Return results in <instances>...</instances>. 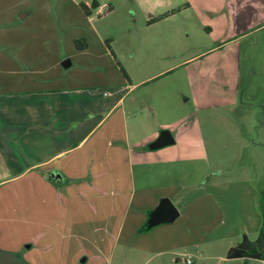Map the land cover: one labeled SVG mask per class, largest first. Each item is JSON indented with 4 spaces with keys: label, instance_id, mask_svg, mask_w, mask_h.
Instances as JSON below:
<instances>
[{
    "label": "rangeland",
    "instance_id": "rangeland-1",
    "mask_svg": "<svg viewBox=\"0 0 264 264\" xmlns=\"http://www.w3.org/2000/svg\"><path fill=\"white\" fill-rule=\"evenodd\" d=\"M237 1L87 0L89 15L83 11V1H78L79 4L73 0H20L19 7L34 10L27 23L30 21L39 28L36 31L38 42L28 48L33 49L31 56H46V60L43 58L45 63L40 64L46 67L50 58H60L57 51L60 42L63 46L60 48L63 49L61 61H73V65L66 68L60 61L55 71L45 73L47 78L40 80L39 86L101 90L107 88L110 82L125 85L128 79L131 83L138 82L130 89L126 100V103L129 102L132 95L141 100L135 106H127L130 107L129 112H135L129 125L140 121L146 132L154 131L158 135L162 129H168L174 136H188L187 140L181 142L183 147L176 148L179 153H183L185 147H193L194 141L201 139V146L207 151L209 176L213 178L219 170L226 172L231 169L232 177L237 178L241 176L242 164L246 167L252 165L253 142L261 140L258 126L264 122V113L259 108L263 97L255 93L256 89L264 91V73L261 74L264 69V61L261 60L264 57V27L242 38L230 40L237 35L226 31L228 8L230 3L231 7L235 6ZM261 10L264 15V5ZM76 40L84 42L87 50L77 51ZM224 41L226 48L217 51L210 49ZM239 44L242 83L252 81L248 92L240 94L239 99L246 102L245 107L254 111L251 118L253 124L242 131L243 139L236 134L238 128L236 130L232 126L231 130L229 127L235 114L198 106L194 103L191 88L194 72L200 69L205 73L208 60L223 53L230 57ZM106 47L111 48L116 59L112 74L107 69H101L103 57L96 56ZM27 52L24 51L23 55H28ZM117 62L126 76L116 66ZM151 107H155L156 111H151ZM205 167L202 161H185L181 168L183 175L180 177L176 174V178L180 184L188 180L199 181ZM109 180L108 175H63L54 182L61 187L54 194H47L44 182L38 181L37 196L35 189L29 195L30 200L36 198L38 201V219L42 221L40 226L32 225L33 238L19 241L21 245L16 249L12 246L16 243L14 240H0V249L12 252L15 264H73L74 261L79 264L83 259L86 260L82 264H107L106 256L110 251H118L121 243L127 241V228L132 226L134 215L138 214L135 202L127 204L125 197H116L117 202H111ZM203 182V190L182 188L184 193L189 192L186 200H195V204L179 207L180 216L173 223L153 228L154 231L166 229V236L162 242L153 244V240L149 241L150 247L160 249L191 244L180 247L178 251L188 253L192 264H239L229 260L224 241L212 239L223 236L224 221L236 210L232 205L245 199L241 185L232 183L227 186L221 182L211 187L206 180ZM97 184L107 188L105 195L96 199L95 193L90 192V186ZM258 186L263 187L262 184ZM84 187L85 190H82ZM0 194L6 199L3 201L13 215L18 196L13 191ZM19 198L27 199L29 196L22 193ZM48 202L53 207L47 206ZM59 202L61 206H58ZM4 203L0 201V211H3L1 207ZM259 204L264 213L263 195ZM228 209L230 214L225 212ZM143 218L139 221V227L145 224ZM122 220L123 231L119 238L120 245H117L115 235ZM244 241L246 239L240 237L241 245ZM21 258L28 263L24 259L20 261ZM166 259L162 264H172L170 259ZM158 260L152 259L150 264ZM143 262L141 260L137 264ZM178 264H185L182 256Z\"/></svg>",
    "mask_w": 264,
    "mask_h": 264
},
{
    "label": "crops",
    "instance_id": "crops-1",
    "mask_svg": "<svg viewBox=\"0 0 264 264\" xmlns=\"http://www.w3.org/2000/svg\"><path fill=\"white\" fill-rule=\"evenodd\" d=\"M73 1H83L89 11L87 0ZM20 4V0H0V192L13 191L18 196L13 216L7 209L8 204L3 201L6 199L0 194L1 204L4 203L1 208L5 212L3 214V211H0V240L16 241L12 244L16 249L21 245L18 244L19 241L33 238L30 230L32 225L37 226L42 222L38 219V201L36 198L30 200L32 189H35L36 196L38 194V181L44 182L47 194H54L61 188L54 183L60 176L108 175L111 202L116 203L117 198L125 197L127 204L135 202L138 214L134 215L132 226L127 228V241L121 245L119 238L124 221L120 222L115 242L121 247L118 251H110L105 262L137 264L144 260L142 264H150L152 259L158 258L153 264H162L168 258L172 264H178L182 256L183 262L187 264L186 259L190 255L178 250L191 244L159 249L151 248L149 241L153 240V244L165 241L166 229L154 231L153 228L173 223L180 216L179 207L195 204V200H186L189 192L185 194L182 188L203 190L205 186L201 184L206 180L207 185L211 184V187H216L221 182L227 186L232 183L241 185L245 197L243 201L232 205L236 210L224 221L226 226L223 236L212 241L225 242L230 261L239 264H264V213L259 204L261 196L264 197V122L258 126L261 140L253 142L252 165L246 167L242 164L241 176L237 178L232 177L231 169L226 172L219 170L213 178L209 176L207 151L201 146V139L194 141L193 147H185V154L179 153L176 148L183 147L181 142L187 140L188 136L179 137L172 134L173 145L149 149L148 144L158 136L157 132H146L140 121L129 125V120L134 118L135 112H129L130 107L127 106H135V103L141 100L134 95L129 97L130 103H126V100L130 89L138 82L131 83L129 79L127 85L110 82L107 88L101 90L39 86L40 80L47 78L45 73L55 71L59 67L63 51L60 48L63 46L59 42L57 51L60 58L56 59L54 56L48 60L49 65L41 66L40 64L45 63L43 58L46 60L47 57L31 56L33 49L28 50L38 42V26H34L30 21L27 23L34 10H22ZM262 5L264 0H238L233 7L230 3L226 31L237 35L230 40L242 38L264 27V18L261 17L264 16L261 13ZM225 42L210 49L222 50L227 46ZM43 43L49 44L50 41ZM87 48H77V51L83 52ZM24 51H28V55L24 56ZM98 55L103 57L101 69H107L112 74L115 68L113 62H116V59L111 48H103L96 56ZM240 56L239 44L230 57L223 53L208 60L205 73L199 69L191 76V88L194 103L198 106H207L210 110L222 109L235 114V119L231 120L232 125L229 127L231 130L232 126H235L236 130L238 128L236 134L243 139L242 131L253 124L251 118L254 111L245 107L246 102L239 99L240 94L248 92L252 82L242 83ZM261 60L264 61V57ZM63 61H66L64 68L73 65V61L69 59ZM116 66L120 68L118 62ZM262 73L264 69L261 70ZM114 79L116 81V78ZM255 93L263 97L259 108L264 113V91L256 89ZM150 110L156 111V108L151 107ZM189 160L202 161L206 167L199 181L188 180L180 184L176 174L180 177L183 175L182 165ZM53 173L57 174L58 178H49ZM258 184L263 187L260 188ZM106 188L107 186L97 184L90 186V192L95 193L97 199L105 195ZM82 190H85V187ZM22 193H26L29 198H19ZM164 198H168L177 208L178 215L171 222L161 223L149 229L145 224L139 227L141 217L144 216L142 221L145 223L150 211ZM47 206L53 207L49 202ZM58 206H61L60 202ZM229 207L231 208V205ZM225 212L230 214L229 209ZM149 230L153 231L146 233ZM240 237H244L247 243L244 241L241 245ZM236 251H240L239 254ZM84 260L86 259L81 260L79 264ZM73 264L77 262L74 261Z\"/></svg>",
    "mask_w": 264,
    "mask_h": 264
},
{
    "label": "water",
    "instance_id": "water-1",
    "mask_svg": "<svg viewBox=\"0 0 264 264\" xmlns=\"http://www.w3.org/2000/svg\"><path fill=\"white\" fill-rule=\"evenodd\" d=\"M65 62L63 61L62 65H65ZM173 143L172 133L168 129H162L158 136L148 144V148L154 150ZM50 178L56 179L58 175L53 173ZM177 215L178 210L172 202L168 198L161 199L157 207L150 211L145 227L149 229L161 223L171 222ZM19 260L23 261L22 258ZM0 264H15L12 252L0 249Z\"/></svg>",
    "mask_w": 264,
    "mask_h": 264
},
{
    "label": "trees",
    "instance_id": "trees-1",
    "mask_svg": "<svg viewBox=\"0 0 264 264\" xmlns=\"http://www.w3.org/2000/svg\"><path fill=\"white\" fill-rule=\"evenodd\" d=\"M81 6H82L84 12H85L86 14H89V11L87 10L86 6H85L83 3L81 4ZM151 21H153V20H151ZM151 21H150V22H151ZM75 44H76V47H77L78 49H83V48L86 46V44H85L84 42L79 43L78 40H76ZM120 70H121V72L126 76V74H125L124 70L122 69V67H120Z\"/></svg>",
    "mask_w": 264,
    "mask_h": 264
},
{
    "label": "built area",
    "instance_id": "built-area-1",
    "mask_svg": "<svg viewBox=\"0 0 264 264\" xmlns=\"http://www.w3.org/2000/svg\"><path fill=\"white\" fill-rule=\"evenodd\" d=\"M186 263H187V264H191V263H192V260H191V257H190V256L187 257V259H186Z\"/></svg>",
    "mask_w": 264,
    "mask_h": 264
}]
</instances>
